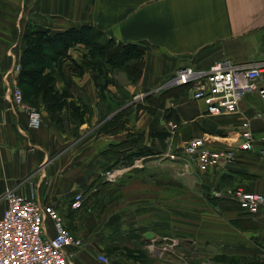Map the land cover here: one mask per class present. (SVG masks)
Wrapping results in <instances>:
<instances>
[{"label": "crops", "instance_id": "0c3cea01", "mask_svg": "<svg viewBox=\"0 0 264 264\" xmlns=\"http://www.w3.org/2000/svg\"><path fill=\"white\" fill-rule=\"evenodd\" d=\"M4 1L8 9L0 14V217L9 191L52 206L70 233L83 241L79 250H69L74 253L72 264H189L185 260L190 259L264 264V220L241 213L224 193L243 188L264 194L259 146L208 175L199 172L195 162L165 157L166 151H180L196 137L208 139L211 149L232 147L245 120L254 136L263 135L264 109L256 94L245 95L235 114L216 117L206 115L188 89L167 98L153 113L142 107L120 111L113 109L119 101L114 96H98L97 73L85 62L88 48L77 44L68 55L83 73L71 72L73 65L66 61L53 82L60 93L66 89L71 94L65 97L58 126L43 107L42 125L29 130L26 112L13 102V90L24 85L19 77L27 29L55 35L90 26L103 39L139 46L144 51L141 75L124 87L131 95H158L173 89L165 83L181 67L207 70L224 58L234 63L264 60V0ZM25 10L34 16L30 22L21 15ZM110 85L112 93L116 89ZM103 99L111 114L106 107L104 112ZM75 102L90 107L92 114L77 113ZM171 109L179 128L170 140L167 123L173 121L165 119V112ZM117 113H124L121 127L113 121ZM135 154L143 155L124 159ZM75 194L83 199L80 210L71 208ZM48 228L52 234L50 223Z\"/></svg>", "mask_w": 264, "mask_h": 264}, {"label": "built area", "instance_id": "2783aa9c", "mask_svg": "<svg viewBox=\"0 0 264 264\" xmlns=\"http://www.w3.org/2000/svg\"><path fill=\"white\" fill-rule=\"evenodd\" d=\"M182 86L188 87L192 99L201 104L208 116L235 114L243 97L251 93L258 96L264 109V60L234 63L224 58L214 62L207 70L181 67L166 81L165 87ZM13 102L26 112L27 128L39 129L42 125L41 113L24 103L19 88L13 90ZM249 126L247 120L241 123L238 141H242L237 146L215 150L208 146V139L196 137L184 143L179 152L166 151L165 157L195 162L199 172L210 174L221 171L239 153L253 151L256 144L259 146L258 153L264 155V134L254 136ZM167 128L171 140L179 126L170 122ZM224 193L241 213L264 220V194L243 188ZM4 198L6 207L0 217V264H72L73 251L79 250L83 241L70 233L62 216L52 206L42 204L33 196L27 198L13 191L7 192ZM82 205L81 195L75 194L71 208L80 210ZM98 260L108 261L103 256H99Z\"/></svg>", "mask_w": 264, "mask_h": 264}, {"label": "trees", "instance_id": "16d2710c", "mask_svg": "<svg viewBox=\"0 0 264 264\" xmlns=\"http://www.w3.org/2000/svg\"><path fill=\"white\" fill-rule=\"evenodd\" d=\"M102 37L101 32L90 26H81L78 29L71 28L55 35H50V31H32L25 36L26 50L23 56L19 80L21 81L20 84L24 83L29 91L23 90V101L31 105L39 102L52 122L55 124L60 122L59 114L65 105V97L68 91L65 89L62 91L64 93H60L56 90L53 84L54 77L45 70L54 68V71L59 75L64 62L70 61L73 65L71 72L81 74L82 66L76 64L68 55L69 49L77 44H83L89 49L85 62L97 73L98 81H100V78L103 80L102 85L109 83L105 79L106 69L109 70L108 67L119 69L124 66L123 71L131 77L129 78L131 83L137 82L143 67V49L133 44L121 45L113 39L106 38H104V42L98 43L96 38ZM43 51H46V53H43ZM95 56L97 58L93 60ZM89 59L92 62H89ZM175 89L183 93L188 87L182 86ZM170 90L168 89L158 95H148L145 98L148 107H142L141 109L153 113L156 108L163 107L167 98L175 96L168 93ZM117 119L113 118V121ZM165 119L178 122V116L172 109L165 112ZM121 124L120 122L119 127H121ZM131 139L133 140V138ZM137 139L139 138L136 137L134 140ZM135 156L138 157L140 155H124V159L129 161Z\"/></svg>", "mask_w": 264, "mask_h": 264}, {"label": "rangeland", "instance_id": "374dc122", "mask_svg": "<svg viewBox=\"0 0 264 264\" xmlns=\"http://www.w3.org/2000/svg\"><path fill=\"white\" fill-rule=\"evenodd\" d=\"M8 9V6L6 5V3H5V1L4 0H0V14L2 15V14H4L6 11L5 10H7ZM12 13H16V12H12ZM21 15H23L24 17H26L27 19H26V21L27 22H30V20L32 19V18H34V16L31 14V11L30 10H28V11H24V12H22L21 13ZM32 32V29H27L26 30V32H25V35L24 36H27V35H29L30 33ZM104 39L103 38H96V41L98 42V43H102V42H104L103 41ZM44 47H45V45H44ZM44 47H43V49H44ZM45 50V49H44ZM46 50H48V49H46ZM87 50H89V49H87ZM43 53H46V51L44 52L43 51ZM48 54H50V53H48ZM85 55V54H84ZM84 55H83V58H84ZM87 58V57H86ZM97 57L95 56V57H93V60L94 59H96ZM89 62H92V60H90L89 59ZM103 68H105L104 66H103ZM109 68V70H107L106 69V77H105V79L108 81V82H110L111 83V85H114L115 86V91H113L112 90V93L110 92L111 91V89H109V83L108 84H105V85H102V83H103V80L100 78V81L96 84V89H97V94H98V96L102 99L103 97L105 98L107 95H110L111 94V96H114V99H116V100H119L118 101V103L114 106V108L113 109H119L120 111H122V110H126L127 108H129L130 110V112L131 111H133V112H136V111H138V109H140L141 107H144V104L146 103L145 102V98L148 96V95H150V94H153L154 92H141V93H139V94H136V95H131V94H129L128 92H127V90H126V88L124 87V84L123 83H125V82H131V80L129 79V78H131V77H129L128 75H126L125 74V72L123 71L124 69V66H122L121 68H119V69H117V68H111V67H108ZM51 71V75L54 77V81L56 80V79H59V76L60 75H58V73L56 72V71H54V69H50ZM46 71V70H45ZM94 71V70H93ZM82 73H83V70H82ZM81 73V74H82ZM96 73V72H95ZM62 74V73H61ZM80 74V75H81ZM77 75H79V74H77ZM61 77H63L62 75H61ZM97 78L99 79V77L97 76ZM110 85V86H111ZM108 86V87H107ZM22 91L23 90H26L27 92L29 91L28 90V87H26L25 86V84H24V87H22V89H21ZM164 90V89H163ZM62 93H64V92H62ZM170 95H179V94H181L180 93V91L179 90H177V89H175V88H173V89H171L169 92H168ZM154 94H156V93H154ZM66 95V94H65ZM67 95H71V94H68L67 93ZM103 102H104V104H103V107H104V112H105V107H106V109H107V111H108V113H107V115L110 113V112H112V110H111V108H109V104L106 102V100L105 99H103ZM26 105H30V106H32V107H35L37 110H39L40 108H42L43 109V106H42V104H40L39 102H37V103H35V104H33V105H31V104H27L26 102H24ZM76 104V105H75ZM74 106L77 108V113H79V112H82V113H88V114H92V109L90 108V107H87V106H85V105H80L79 104V102H75L74 103ZM119 111V112H120ZM39 112H40V110H39ZM148 112V111H147ZM126 113V112H125ZM111 114V113H110ZM42 116V115H41ZM117 117H118V119H117ZM124 117V113H123V116H120V118H119V114L117 113L116 115H114V117L113 118H116L117 119V121H115L114 123L115 124H117V125H119V123L122 121L121 120V118H123ZM78 118H79V116H78V114L76 115V117H75V120L76 121H78ZM111 118H109L108 120H106V121H104L103 123H101L100 125H99V127L100 128H102L104 125H106L109 121H111L110 120ZM119 120V121H118ZM122 123V122H121ZM57 125V124H56ZM58 126V125H57ZM177 152H179V150L177 151ZM141 155H143V154H141ZM140 155V157H142ZM156 154H150V156H152V157H154ZM140 157L139 158H137V160L138 161H140ZM143 159H144V157H143ZM168 160H170V161H174L173 159H170V158H167ZM179 159H182V158H179ZM176 160H178V159H176ZM208 175V174H207ZM168 187H172L170 184H168ZM193 261H194V259L193 260H185V262L186 263H189V264H193ZM200 262H201V259L199 260H196V261H194V264L196 263V264H200ZM201 264H203V262H201Z\"/></svg>", "mask_w": 264, "mask_h": 264}, {"label": "water", "instance_id": "95a60500", "mask_svg": "<svg viewBox=\"0 0 264 264\" xmlns=\"http://www.w3.org/2000/svg\"><path fill=\"white\" fill-rule=\"evenodd\" d=\"M242 139H240L234 146H237L241 143ZM147 237H149V235L147 234Z\"/></svg>", "mask_w": 264, "mask_h": 264}]
</instances>
